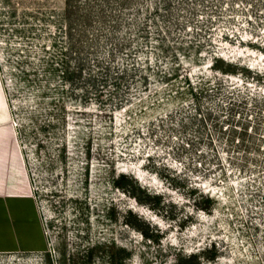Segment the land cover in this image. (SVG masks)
<instances>
[{
  "label": "rangeland",
  "instance_id": "374dc122",
  "mask_svg": "<svg viewBox=\"0 0 264 264\" xmlns=\"http://www.w3.org/2000/svg\"><path fill=\"white\" fill-rule=\"evenodd\" d=\"M0 78L46 238L0 264H264V0H0Z\"/></svg>",
  "mask_w": 264,
  "mask_h": 264
},
{
  "label": "crops",
  "instance_id": "0c3cea01",
  "mask_svg": "<svg viewBox=\"0 0 264 264\" xmlns=\"http://www.w3.org/2000/svg\"><path fill=\"white\" fill-rule=\"evenodd\" d=\"M46 248L30 175L0 78V253Z\"/></svg>",
  "mask_w": 264,
  "mask_h": 264
}]
</instances>
